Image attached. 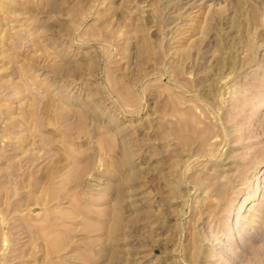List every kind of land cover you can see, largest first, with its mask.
Returning <instances> with one entry per match:
<instances>
[{
    "label": "rangeland",
    "instance_id": "rangeland-1",
    "mask_svg": "<svg viewBox=\"0 0 264 264\" xmlns=\"http://www.w3.org/2000/svg\"><path fill=\"white\" fill-rule=\"evenodd\" d=\"M0 264H264V0H0Z\"/></svg>",
    "mask_w": 264,
    "mask_h": 264
}]
</instances>
